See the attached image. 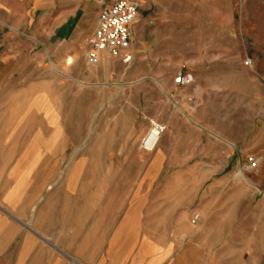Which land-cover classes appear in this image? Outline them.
I'll list each match as a JSON object with an SVG mask.
<instances>
[{"label": "crops", "instance_id": "0c3cea01", "mask_svg": "<svg viewBox=\"0 0 264 264\" xmlns=\"http://www.w3.org/2000/svg\"><path fill=\"white\" fill-rule=\"evenodd\" d=\"M105 7V0H0V67L7 66L10 60L4 54L11 43L30 51L41 46L38 35L44 25L50 31L54 28V34L60 28L72 40L69 42L84 49ZM10 32L19 40L9 42ZM145 33L144 25L132 27L131 54L137 64L145 60L138 57V52L153 48L154 40L149 41ZM170 33L164 29V65L169 63L170 50H178V45L170 44ZM38 58L36 77L4 74L0 68L1 97L8 98L10 92L24 93L26 87L55 89L56 77L41 74ZM90 77L83 73L77 81L84 84ZM114 79L116 88L158 81L143 77L121 84L120 76L114 75ZM261 79L264 80V70ZM180 89L164 74L167 102L170 100L177 108L180 103L174 97ZM249 98L247 115L253 114L252 101L264 105V83H259ZM170 108L164 103V112L169 113ZM9 110L7 104L0 105V264H262L264 206L249 213L248 200L240 204L231 194L228 200L218 201L214 188H202L216 174L215 169L186 168L185 162L196 161L186 153L165 157L161 148L166 135L155 156L142 152L124 157L116 153L74 154L67 168L59 169L56 163L64 160L47 152L57 145L55 134L42 136L41 132L54 130L50 117L45 126L40 120L30 124L23 117L10 120ZM182 111L192 123L190 130L201 141L215 137L233 146L228 137L234 132L208 129ZM35 112L40 116L41 109ZM114 123L111 138L106 139L103 131L96 145L122 144L119 122ZM180 124L167 120L166 134L180 129ZM244 126L241 124L239 129L245 130ZM145 129L142 123L127 143L136 151L134 140ZM25 130L32 131L28 137ZM186 140L181 136L177 143L184 144ZM155 162L157 167L167 163L168 169H154ZM160 177H164V184L154 191ZM240 206L247 209L242 218L236 211ZM195 214L199 215L197 223L192 221Z\"/></svg>", "mask_w": 264, "mask_h": 264}, {"label": "rangeland", "instance_id": "374dc122", "mask_svg": "<svg viewBox=\"0 0 264 264\" xmlns=\"http://www.w3.org/2000/svg\"><path fill=\"white\" fill-rule=\"evenodd\" d=\"M105 1L107 7L115 0ZM134 1L141 7L134 25H144L147 39L154 40L153 48L138 52V57L145 58L144 62L137 64L133 60L129 65H123L108 58L96 67H90L83 56L86 46L83 49L75 42H69L72 40L66 38L60 28L54 34V28L50 31L48 25H44L38 35L42 40L41 46L30 51L16 48L11 43L4 54L10 60L7 66L0 68L4 74L36 77L39 75L34 68L39 56L41 74L50 73L57 79L55 89L26 87L24 93L10 92L8 98L1 97L0 90V105L9 106L10 120L18 116L30 124L40 120L45 126L47 117H50L54 130L42 129L41 132L42 136H48L50 132L55 134L57 145L49 147L47 152L64 160L56 163L59 169H65L74 154L116 153L124 157L142 152L155 156L162 136L166 135L161 148L165 157L186 153L196 159L185 162L186 168L199 166L202 170H209L213 167L216 174L202 188H214L218 201L228 200L231 194L233 200L240 204L248 200L251 203L249 213H254L259 205L264 206V105L258 106L252 101L250 106L253 104L254 108L250 114L257 117L253 120L251 115H247V100H251L249 97L259 83H264L261 79L264 70V0ZM146 14L143 19L141 16ZM165 28L171 32L170 44L178 45V50H170L167 65H164ZM14 38L19 40L18 35L12 32L7 35L9 42ZM104 63L106 67L103 68ZM83 73L91 75L84 84L77 81ZM164 74L171 77L174 84L178 74L192 79L185 86L175 84L181 88L174 97L180 103L178 108L170 100L167 102ZM114 75L120 76L121 84L143 77H154L158 81L116 88ZM164 103L171 107L169 113L164 112ZM38 109H41L40 116L35 112ZM178 109L197 118L208 129L218 133L224 130L234 132L235 135L228 137L234 142L233 146L215 137L206 136L208 140L201 141L190 130L192 123ZM167 120L173 125L181 123L180 129H172L166 134L164 125ZM116 121L119 122L122 144L96 145L103 131L106 139L111 138ZM142 123L146 129L134 140L139 150L136 151L127 143ZM152 124L164 127V132L154 150L147 153L140 149V142ZM241 124L245 125L243 131L239 129ZM29 132L32 131L25 130L26 137ZM181 136L187 139L184 144L177 143ZM64 141L77 144L62 145ZM42 152H45L43 147ZM247 157L259 161L257 168L241 172V164H245ZM166 164L157 167L155 162L153 168L165 171L168 169ZM239 172L247 181L239 179ZM162 184L164 177L154 183V191ZM236 211L239 218L246 216L244 206Z\"/></svg>", "mask_w": 264, "mask_h": 264}, {"label": "built area", "instance_id": "2783aa9c", "mask_svg": "<svg viewBox=\"0 0 264 264\" xmlns=\"http://www.w3.org/2000/svg\"><path fill=\"white\" fill-rule=\"evenodd\" d=\"M140 8L139 3L134 0H115L99 13L95 30L86 41L84 59L88 66H98L104 57L118 60L123 65H129L133 61L132 27L138 18ZM174 82L178 86H185L190 84L192 79L190 76L179 75ZM153 131H156L155 138H152ZM163 132L164 127L152 124L151 130L140 142V149L147 153L152 152ZM257 164L255 158L247 157L245 164H241L240 171H253ZM198 220L199 215L195 214L193 223H197Z\"/></svg>", "mask_w": 264, "mask_h": 264}, {"label": "bare ground", "instance_id": "6f19581e", "mask_svg": "<svg viewBox=\"0 0 264 264\" xmlns=\"http://www.w3.org/2000/svg\"><path fill=\"white\" fill-rule=\"evenodd\" d=\"M156 131H153V134H152V138H155V136H156V133H155ZM259 162V161H258ZM67 168V167H66ZM238 176V175H237ZM239 179H241V180H245V181H247V179L244 177V175L241 173V172H239Z\"/></svg>", "mask_w": 264, "mask_h": 264}]
</instances>
